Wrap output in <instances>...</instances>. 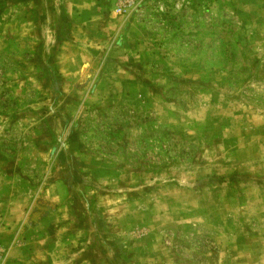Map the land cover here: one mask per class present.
I'll list each match as a JSON object with an SVG mask.
<instances>
[{
    "label": "rangeland",
    "instance_id": "obj_1",
    "mask_svg": "<svg viewBox=\"0 0 264 264\" xmlns=\"http://www.w3.org/2000/svg\"><path fill=\"white\" fill-rule=\"evenodd\" d=\"M0 0V264H264V0Z\"/></svg>",
    "mask_w": 264,
    "mask_h": 264
},
{
    "label": "built area",
    "instance_id": "obj_2",
    "mask_svg": "<svg viewBox=\"0 0 264 264\" xmlns=\"http://www.w3.org/2000/svg\"><path fill=\"white\" fill-rule=\"evenodd\" d=\"M135 1L136 0H120L115 8L116 12L123 13L130 6V4H134Z\"/></svg>",
    "mask_w": 264,
    "mask_h": 264
}]
</instances>
